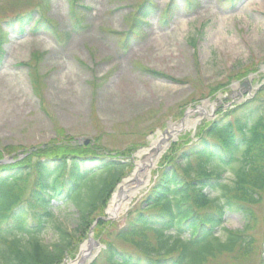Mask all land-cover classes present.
<instances>
[{"label": "rangeland", "instance_id": "obj_1", "mask_svg": "<svg viewBox=\"0 0 264 264\" xmlns=\"http://www.w3.org/2000/svg\"><path fill=\"white\" fill-rule=\"evenodd\" d=\"M75 1L0 0L5 35L0 46V151H11L3 159L52 145L96 148L108 161L128 165L121 177L128 181L139 154L154 142L166 140L164 148L183 136L192 139L201 124L250 101L264 110V0ZM169 4L173 19L166 18ZM143 7L148 19L136 24ZM21 16H29L36 36L17 35L15 19ZM246 84L260 89L247 91ZM184 121L196 122L195 129L180 128L173 136L172 126ZM15 188L26 202L32 184ZM132 199L117 219L108 212L111 199L102 218L116 225L101 226V233L95 217L87 233L72 242L65 264L81 260L84 249L90 254L85 264L101 263V238L126 225L125 217L142 198ZM55 212L63 221L75 211L69 205ZM253 212L257 224L250 234L256 250L241 264H264V199ZM224 226L242 230L245 219L229 213ZM76 227L70 222L71 230ZM53 230L41 235L44 244L57 241ZM117 246L133 252L129 245ZM235 262L224 255L207 264Z\"/></svg>", "mask_w": 264, "mask_h": 264}, {"label": "trees", "instance_id": "obj_2", "mask_svg": "<svg viewBox=\"0 0 264 264\" xmlns=\"http://www.w3.org/2000/svg\"><path fill=\"white\" fill-rule=\"evenodd\" d=\"M173 15L169 5L166 18ZM147 17L143 7L135 23ZM28 20L29 16L15 19L18 33L31 23ZM4 37L0 28V45ZM33 86L39 94L35 74ZM254 102L203 124L196 140L183 136L172 145L142 205L124 227L109 233L108 239L101 238L106 249L101 263L94 264H207L224 255L237 261L230 264L248 260L256 250L250 234L257 224L253 208L264 199V110L251 106ZM99 152L70 145L44 146L23 158L16 155L12 164L0 165V264H63L76 236L87 233L95 217L103 216L129 169ZM9 154L0 151V160ZM227 170L234 176L222 184ZM19 183L32 184L26 202L16 191ZM55 202L72 203L76 212L64 222L55 221L53 210L60 208ZM228 213L243 215V230L223 227ZM70 222L77 227L71 230ZM98 224L103 233L101 226L114 223L100 219ZM50 226L57 241L46 245L41 235ZM220 228L224 238L216 236ZM168 229H175L174 235L166 234ZM118 242L131 246L133 252L119 249Z\"/></svg>", "mask_w": 264, "mask_h": 264}, {"label": "bare ground", "instance_id": "obj_3", "mask_svg": "<svg viewBox=\"0 0 264 264\" xmlns=\"http://www.w3.org/2000/svg\"><path fill=\"white\" fill-rule=\"evenodd\" d=\"M188 122V121H186ZM191 126V123H186L181 125L183 128H188ZM180 129V126L178 127H172L171 128V134H176V131ZM165 141V140H163ZM162 141L154 142L153 146L143 152V154L140 155V162L137 168V176L134 183L126 184L122 191L117 195L115 200L113 201L112 205L110 206L109 212L111 214H118L121 212V210L125 207L127 203H129L131 196H134L140 189L142 190L144 187L147 186L148 182L150 181V174L152 168L156 165L158 162V158L163 151L162 147ZM83 256L84 258H89V254L87 249L83 250Z\"/></svg>", "mask_w": 264, "mask_h": 264}]
</instances>
